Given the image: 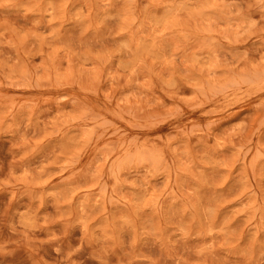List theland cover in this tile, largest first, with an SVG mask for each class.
<instances>
[{
  "label": "rangeland",
  "instance_id": "1",
  "mask_svg": "<svg viewBox=\"0 0 264 264\" xmlns=\"http://www.w3.org/2000/svg\"><path fill=\"white\" fill-rule=\"evenodd\" d=\"M0 264H264V0H0Z\"/></svg>",
  "mask_w": 264,
  "mask_h": 264
}]
</instances>
